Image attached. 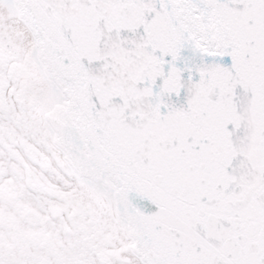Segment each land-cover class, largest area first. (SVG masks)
<instances>
[{
  "label": "snow or ice",
  "instance_id": "1",
  "mask_svg": "<svg viewBox=\"0 0 264 264\" xmlns=\"http://www.w3.org/2000/svg\"><path fill=\"white\" fill-rule=\"evenodd\" d=\"M0 264H264V0H0Z\"/></svg>",
  "mask_w": 264,
  "mask_h": 264
}]
</instances>
